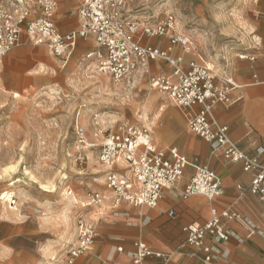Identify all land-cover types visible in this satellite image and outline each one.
<instances>
[{
	"label": "rangeland",
	"instance_id": "1",
	"mask_svg": "<svg viewBox=\"0 0 264 264\" xmlns=\"http://www.w3.org/2000/svg\"><path fill=\"white\" fill-rule=\"evenodd\" d=\"M126 1L128 16L140 26L156 25L168 14L174 15L192 43L190 57L185 55L187 62L201 56L215 76L259 44L260 0ZM150 41L156 45L159 38ZM23 49L29 50L24 56L26 65L16 68L39 69L33 66L42 58L34 54L45 49L25 44L13 51ZM51 57L59 66H47L36 78L20 82L6 79L0 64V196L14 190L19 198L16 208L0 198V264H67L68 253L77 244L78 219L98 218L90 216L93 208L81 206L89 194L97 192L106 198L98 232L110 217L123 214L124 203L114 208L107 168L99 162L101 146L122 125H148L147 115L149 124L155 121L165 101L174 105L152 86V78L163 74L158 73L166 66L162 61H151L144 71L115 83L95 66L77 71L71 66L72 57L67 64ZM154 139L160 146L156 135ZM69 199L74 205L64 211ZM65 213L69 225L62 222Z\"/></svg>",
	"mask_w": 264,
	"mask_h": 264
},
{
	"label": "built area",
	"instance_id": "2",
	"mask_svg": "<svg viewBox=\"0 0 264 264\" xmlns=\"http://www.w3.org/2000/svg\"><path fill=\"white\" fill-rule=\"evenodd\" d=\"M58 7V0L0 2V63L26 41L33 46L46 47L54 57L67 62L78 40L89 37L95 39L97 48L85 59L96 61L97 72L115 83L144 71L151 61L168 63L173 72L152 78V86L168 95L184 111L189 129L211 146L214 156L227 164L240 163L244 171L254 172L250 190L264 201V161L259 159L264 154V147L257 148V157L249 156L230 138L228 127L218 121L214 107L232 104L229 97L232 83L226 81L224 86L217 85L213 68L201 56L197 61L185 62L184 56L190 54L191 40L181 32L174 15L168 14L156 25L140 26L128 16L126 0H81L77 10L78 28L62 34L55 23ZM154 38L167 42L168 47L143 44L145 39ZM176 46L183 49V55H173ZM99 162L105 167L124 164L131 173L128 179L108 171L106 183L114 193L115 209L123 203L141 208L158 207L164 194L177 188L189 167L195 173L183 190L182 198L200 195L214 200L223 193L216 172L189 160L177 148L158 149L152 129L145 125L124 124L117 132L110 133L101 146ZM238 189L241 190V186ZM1 197L10 208L17 207L19 198L14 190L5 191ZM104 199L94 192L81 206L95 210V207L102 206ZM104 215L105 211L104 214L97 211L95 220L78 219L77 244L69 251L67 264H75L77 259L92 250L98 238V224ZM222 218L244 222L240 216L227 210L219 212L212 208L208 222L184 227L186 240L183 248L190 249L191 256L203 264H230L225 260L224 250L229 246L232 233L224 226ZM248 226L253 234L255 228ZM118 252L122 253L123 248H118ZM149 257L170 259V255L154 252L139 241L130 255V264H146ZM102 264L122 263L105 261Z\"/></svg>",
	"mask_w": 264,
	"mask_h": 264
},
{
	"label": "crops",
	"instance_id": "3",
	"mask_svg": "<svg viewBox=\"0 0 264 264\" xmlns=\"http://www.w3.org/2000/svg\"><path fill=\"white\" fill-rule=\"evenodd\" d=\"M58 1L55 23L62 34H67L79 26L77 10L81 0ZM257 7L258 14L261 15L257 27L259 41L257 48L246 57L236 58L231 66L223 69L221 74H217L215 80L219 86L226 85V80L232 83L229 86L232 104L215 105L214 114L221 124L228 127L230 138L251 157H257V148L264 147V0H260ZM145 40L144 45L168 47V43L161 39L156 45L151 43V39L147 42ZM25 44L34 49L43 48L48 53L45 50H37L34 55L42 59H39V64L33 67L40 66L39 69L24 71L16 67L26 65L23 61L29 50L13 51L15 50L13 49L0 63L6 79L14 78L20 82L23 79L36 78L38 71H45L47 66H59L57 62H53L51 57L53 55L46 47L33 46L27 41L23 45ZM96 48L97 44L93 37L78 40L71 56L72 68L78 71L82 66L96 67V61L85 59L87 54ZM183 53L180 46H176L173 50L175 56ZM186 55L190 57L189 54ZM184 57L185 62L188 63L186 56ZM164 63L166 66L158 70V73L170 75L173 68L168 63ZM156 102H159V99L153 100L149 107H153ZM174 105L165 101L159 107L155 121H151L150 124L147 115L148 119L145 123L148 125L145 126L152 129L154 144L161 150L177 148L189 160L216 172L223 187L222 195L214 200H208L200 195L182 198L183 190L195 173V170L189 167L185 170V175L177 188L166 192L158 207L141 208L124 203V213L116 215L117 218L110 217L101 226L92 252L77 259L75 264H102L105 261L130 264V255L135 251V243L139 241L146 243L154 252L170 255L169 260L149 257L146 264H203L199 259L191 256L190 249L182 248L186 240L184 227L193 223L202 225L208 222L211 219L212 208H216L219 212L227 210L244 220L241 222L221 219L224 226L232 233L229 246L224 250L225 260L230 264H264V201L250 190L254 172L244 171L240 163L227 164L214 156L211 146L189 129L184 111L175 105L180 111L176 110ZM154 135L159 140L160 146L167 143L170 145L157 146ZM175 141L177 144L173 145ZM183 149L190 156L185 154ZM259 159L264 161V154ZM119 165L111 169L114 173L119 172L123 176L125 173H122V170L126 168L120 170ZM126 174L130 179L131 173L128 171ZM238 186L242 189H238ZM171 212L174 215L171 216ZM90 216L95 217L94 212ZM248 224L255 228L253 234H250ZM120 247L123 248L122 253L118 252Z\"/></svg>",
	"mask_w": 264,
	"mask_h": 264
},
{
	"label": "bare ground",
	"instance_id": "4",
	"mask_svg": "<svg viewBox=\"0 0 264 264\" xmlns=\"http://www.w3.org/2000/svg\"><path fill=\"white\" fill-rule=\"evenodd\" d=\"M183 50V49H182ZM191 50H192V43H191V47H190V49H189V53L191 52ZM184 52V51H183ZM142 119H144V115H142ZM146 119H148V118H146ZM146 121V120H145ZM107 169H108V171H112V167H106ZM107 171V172H108ZM118 174H119V172H118ZM120 175V174H119ZM121 176V175H120ZM125 178H127L128 177V175L127 174H124L123 175ZM122 176V177H123ZM0 198L2 199V197L0 196ZM2 201H3V199H2ZM4 202V201H3ZM4 204V203H3ZM105 204V203H104ZM104 204H103V202H102V206H97V207H95V210H94V214H95V216H96V211H98V214H100V213H102L103 212V209L105 208V206H104ZM65 205V208L63 209L64 211H66V209L67 208H69V207H71L72 205H74V204H72V201H71V199H69L68 201H67V203H65L64 204ZM9 207V206H8ZM3 210H4V212L6 213V206H4L3 207ZM62 219V222L63 223H66V225H69V222H70V220H69V218L67 217V215H66V213L65 214H63V217L61 218ZM45 222H47V221H45ZM73 222V221H72ZM72 224V223H71ZM71 224H70V226H71ZM45 225H46V223H45ZM72 229V228H71ZM52 263V262H51Z\"/></svg>",
	"mask_w": 264,
	"mask_h": 264
}]
</instances>
